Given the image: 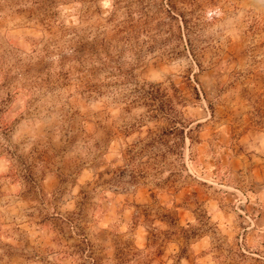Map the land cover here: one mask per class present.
<instances>
[{
    "label": "rangeland",
    "instance_id": "374dc122",
    "mask_svg": "<svg viewBox=\"0 0 264 264\" xmlns=\"http://www.w3.org/2000/svg\"><path fill=\"white\" fill-rule=\"evenodd\" d=\"M0 264H264V0H0Z\"/></svg>",
    "mask_w": 264,
    "mask_h": 264
},
{
    "label": "trees",
    "instance_id": "16d2710c",
    "mask_svg": "<svg viewBox=\"0 0 264 264\" xmlns=\"http://www.w3.org/2000/svg\"><path fill=\"white\" fill-rule=\"evenodd\" d=\"M171 128H175V126L171 125ZM171 128H169V129H171Z\"/></svg>",
    "mask_w": 264,
    "mask_h": 264
}]
</instances>
